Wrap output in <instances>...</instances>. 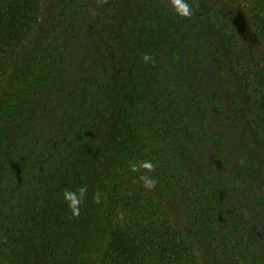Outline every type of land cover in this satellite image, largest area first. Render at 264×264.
<instances>
[{
	"label": "trees",
	"instance_id": "trees-1",
	"mask_svg": "<svg viewBox=\"0 0 264 264\" xmlns=\"http://www.w3.org/2000/svg\"><path fill=\"white\" fill-rule=\"evenodd\" d=\"M56 1L0 0V264H264V0Z\"/></svg>",
	"mask_w": 264,
	"mask_h": 264
},
{
	"label": "rangeland",
	"instance_id": "rangeland-1",
	"mask_svg": "<svg viewBox=\"0 0 264 264\" xmlns=\"http://www.w3.org/2000/svg\"><path fill=\"white\" fill-rule=\"evenodd\" d=\"M87 1L89 2L90 0H87ZM56 2H57L56 0H50V2L47 3V5H49L50 7L53 8L55 6ZM92 4L94 5V2H92ZM49 10H50L49 8L47 10H45L44 15L42 16V19H41V25L33 34L31 41L29 42V44L27 45L26 49L21 54L19 59L17 60V64L18 63L21 64L24 61L26 55L32 49V45L34 44L36 39H38L42 35V33L45 31V28H46L47 24L49 23V19H50ZM239 183H240V181H239ZM239 186L241 189H239L238 192L233 193L232 200L233 199L237 200L238 205L243 208L245 215L249 218L253 215V208L254 207L253 208L251 207L252 204H254L253 203V194H252V191H250V193L248 192V189L245 185L240 184ZM244 190L247 192H245ZM103 237L104 236L102 234H97L96 239H95V242H96L95 244H101Z\"/></svg>",
	"mask_w": 264,
	"mask_h": 264
},
{
	"label": "clouds",
	"instance_id": "clouds-1",
	"mask_svg": "<svg viewBox=\"0 0 264 264\" xmlns=\"http://www.w3.org/2000/svg\"><path fill=\"white\" fill-rule=\"evenodd\" d=\"M173 4L175 5L176 10L180 14L185 15V16L190 15L189 7H188L187 3L184 2V0H173ZM82 195H83V192H81V196ZM65 197H66L67 200L70 201L71 206L75 210L76 207L80 203V199L77 198V196L74 193H66Z\"/></svg>",
	"mask_w": 264,
	"mask_h": 264
}]
</instances>
